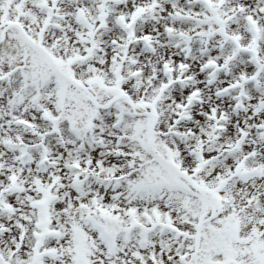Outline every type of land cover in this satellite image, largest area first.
I'll use <instances>...</instances> for the list:
<instances>
[{"label":"snow or ice","instance_id":"6c2138e0","mask_svg":"<svg viewBox=\"0 0 264 264\" xmlns=\"http://www.w3.org/2000/svg\"><path fill=\"white\" fill-rule=\"evenodd\" d=\"M0 264H264V0H0Z\"/></svg>","mask_w":264,"mask_h":264}]
</instances>
